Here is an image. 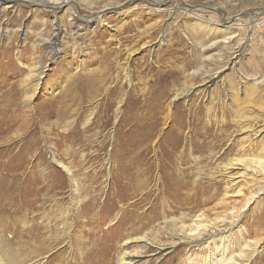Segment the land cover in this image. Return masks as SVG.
Segmentation results:
<instances>
[{
	"label": "rangeland",
	"instance_id": "rangeland-1",
	"mask_svg": "<svg viewBox=\"0 0 264 264\" xmlns=\"http://www.w3.org/2000/svg\"><path fill=\"white\" fill-rule=\"evenodd\" d=\"M162 1L157 7L148 0H0V115L6 117L0 126V220H8L6 241L21 248L20 264H49L61 251L63 256L52 264H97L98 258L114 264L122 253L135 256L132 264H204L222 244L203 248V243L227 229L226 256L232 264L259 262L253 257L260 253L252 256L249 245L257 241V250L264 249V231L259 230L264 226V176L253 174L250 164L264 160V17L254 15L252 19L261 20L253 28L240 25L251 21L246 14L264 11V0ZM56 4H66L57 16ZM98 12L101 17L91 27L83 22ZM58 26L63 44L47 61L46 44ZM39 63L41 74L27 78ZM156 70L163 77L169 70L177 74L163 78L165 90L171 88L168 108L150 143L163 156L162 177L153 171L148 190L147 182L136 187V174L126 169L135 153L130 146L135 119L130 95L133 84L138 93L155 87ZM83 85L98 91L85 100ZM114 88L113 116L104 127L98 108L106 91ZM178 93L182 95L173 100ZM193 102L203 108V116L193 139L188 126L183 128L185 160L191 161L189 179L182 181L167 167L180 162L171 156L172 126L191 121L184 111ZM7 155L13 163L5 165ZM35 167L51 176L37 179L45 196L33 203L29 216L26 190ZM141 198L146 201L140 203ZM66 211L78 213L50 233L54 217H67ZM28 216L50 224L42 230L45 250L23 245ZM197 217L201 220L195 222ZM198 223L207 231L194 237L183 234L178 242L179 232L188 233ZM54 235H61L56 245L48 240ZM76 237L84 240L82 248L75 245ZM0 257L8 263L7 254L0 252Z\"/></svg>",
	"mask_w": 264,
	"mask_h": 264
},
{
	"label": "bare ground",
	"instance_id": "bare-ground-1",
	"mask_svg": "<svg viewBox=\"0 0 264 264\" xmlns=\"http://www.w3.org/2000/svg\"><path fill=\"white\" fill-rule=\"evenodd\" d=\"M150 2H152V5L153 6H157V7H161V5H163L164 1L162 0H148ZM68 4V3H67ZM66 4H56L55 6V9H53V11L55 12L56 16H57V13L58 11L65 7ZM10 6H7V8H10ZM163 7V6H162ZM7 8H4L7 9ZM74 8V7H73ZM14 10V8H13ZM74 10V9H73ZM2 11V10H1ZM78 14V13H77ZM100 14L101 12H98L96 14H94V16L92 15L91 17H88L87 19H84L82 16L80 17V19H84L83 22L87 24V26L91 27L94 23H96L99 19H100ZM257 14V15H256ZM254 15L258 16V17H264V11H255L254 14L252 15H249L246 14V17L247 18H250V22L249 23H245V26H242L240 25L241 27H249L250 28H253L254 26H257V22L258 20L260 21L261 18L255 20L256 18L252 19L254 17ZM75 16V15H74ZM103 18V17H102ZM59 19V18H58ZM79 19V20H80ZM233 20V19H232ZM57 22V19L55 20ZM75 21V20H74ZM228 19H222V22L223 24H228L227 23ZM82 22V23H83ZM229 22V21H228ZM60 23V22H59ZM74 24V23H73ZM98 24V23H97ZM259 24V23H258ZM264 25V22L262 23ZM60 25V24H59ZM71 25V24H70ZM63 26V24H62ZM81 26V25H80ZM168 26V25H167ZM59 27V26H58ZM61 27V26H60ZM57 28L56 29V34H54V37H52V42H49L48 44H46V52H45V58H47V61L52 59L53 57H55V55L57 54V52L59 50H57L58 47H60L63 43H62V38H61V28ZM85 28V27H84ZM83 28V29H84ZM79 29V28H78ZM82 30V29H81ZM166 30V29H165ZM84 31V30H83ZM87 31V30H86ZM85 31V32H86ZM91 31V30H90ZM160 31V30H159ZM168 32V31H167ZM154 33V32H153ZM163 33V32H162ZM162 33H159L162 34ZM170 34V33H169ZM66 35V34H65ZM82 38V37H81ZM36 41V40H34ZM163 41V37H160L159 38V42H162ZM32 42V41H31ZM70 42V40H69ZM76 43V42H75ZM45 44V43H44ZM73 44V43H72ZM35 45V44H34ZM32 45V46H34ZM43 45V44H42ZM66 45V43H65ZM69 45V44H68ZM83 45V44H82ZM7 46V45H6ZM79 46V45H78ZM29 47H31L29 45ZM80 47V46H79ZM39 48V47H38ZM74 48V47H73ZM77 48V47H76ZM69 49V48H67ZM87 49V48H85ZM42 50V49H41ZM64 51V50H63ZM39 52V51H38ZM33 53V52H32ZM40 53V52H39ZM38 53V54H39ZM130 53V51L128 52ZM33 55V54H32ZM31 56V55H30ZM40 56V55H39ZM32 57V56H31ZM46 60V59H45ZM42 62V61H41ZM144 65V64H143ZM149 65V64H148ZM168 65V64H167ZM173 66V65H172ZM35 67V66H34ZM174 67V66H173ZM28 68V67H27ZM40 63L39 65L37 64V66L35 68H33V71H30L27 75V78L29 77H38L40 74H41V71H40ZM141 68V67H140ZM160 68V67H159ZM147 67L144 68V70H146ZM182 70V68H179ZM131 70V69H130ZM155 71V70H154ZM153 71V72H154ZM157 71V70H156ZM176 71V70H175ZM172 71V70H169L168 73L169 74H164V77L167 79L169 77H172L173 75H176L177 71ZM199 71V70H198ZM110 73V72H109ZM121 73V72H120ZM132 73V72H131ZM162 72L161 71H157L155 73V79L152 80V84L155 86L152 88H155L156 89V92L155 90L152 92H150V89H145V91H142L141 93H138L139 91H137V87L138 85L136 84H133V87L132 89L134 91H132V94L130 95V101L133 100L135 104H133V107H131V112H134L133 114H135V119H134V122L133 124L130 125V127H133L134 130L131 131V135H132V138L130 136V138L132 139V143H130V146L132 144V147H134V157L127 163L126 160L125 163H127L126 165V169L129 170V171H133L135 174H136V179L135 177H133L135 179V186L138 187L139 189H142L144 187V185L146 184L147 182V188L151 185V182L154 180V179H151L152 176H151V173L153 171H158V173L160 174L161 170L163 169L162 165L163 163L161 162L160 159H163V156L160 155V151H156V152H153L155 150H153L151 148V142L153 141V139L156 137V128L159 127L160 124H162L160 121L162 120L163 117H161V115L163 114V112L165 111L166 108H168V99H169V93L168 91L169 90H165V85H164V81H163V76H161ZM195 74V73H194ZM193 74V75H194ZM131 75V74H130ZM133 75V74H132ZM117 76V75H116ZM127 76V75H126ZM149 76V75H148ZM147 76V78H148ZM151 76V75H150ZM149 76V77H150ZM109 77V75H108ZM133 77V76H132ZM139 77V76H138ZM142 77V76H141ZM182 77V76H181ZM209 77V76H208ZM99 78V77H98ZM111 78V77H110ZM120 78V77H118ZM122 78V77H121ZM153 78V76H152ZM151 78V79H152ZM178 78V77H177ZM176 78V79H177ZM30 79V78H29ZM89 79V77H88ZM129 79V80H128ZM145 79V78H144ZM181 79V78H180ZM192 79V78H191ZM85 80V79H84ZM127 80L130 82V77L128 76L127 77ZM171 80V79H170ZM200 80V79H199ZM94 79H89V82H93ZM99 81V80H98ZM183 81V80H182ZM181 81V82H182ZM23 82H24V79H23ZM104 82V81H103ZM111 82V81H110ZM132 82V81H131ZM27 83V82H25ZM36 83V82H35ZM82 83V82H81ZM99 83V82H98ZM146 83V82H145ZM185 83V82H184ZM101 84V83H100ZM104 84V83H103ZM187 84V83H186ZM89 85V84H88ZM99 85V84H98ZM102 85V84H101ZM170 85V84H169ZM181 85V84H180ZM24 86V85H23ZM84 86V85H83ZM91 86V85H90ZM141 86H143L144 88H146V84H142ZM62 87V86H61ZM93 87V86H92ZM101 87V86H99ZM177 87V86H176ZM96 88V87H95ZM141 88V87H140ZM143 88V89H144ZM179 88V87H178ZM117 88H114V89H108L106 92H108V94L103 98V101H104V104L100 105L98 109H101V118L104 119V122H102L101 126H107L110 121H111V118L113 116V114L110 115V109H111V106H112V97L114 98L115 94H117L116 92H118V89L116 90ZM142 89V90H143ZM6 90V89H5ZM20 90V89H19ZM23 90V89H22ZM28 90V89H27ZM83 91L84 93L81 94L82 97H84L85 100L89 99V97L91 96V93L94 91H98V88L97 89H93L89 86H84L83 87ZM146 91H149L148 93H146ZM6 92V91H5ZM155 92V94H154ZM5 94V93H4ZM16 95V94H15ZM22 95V94H21ZM182 93H178V95L176 97H174L173 100H175L178 96H181ZM20 96V95H19ZM23 96V95H22ZM18 97V96H17ZM26 97V96H25ZM187 97V96H186ZM21 99V98H20ZM82 98H79V100H81ZM28 100L29 97H28ZM99 100V99H98ZM172 100V101H173ZM21 101V100H20ZM120 101V100H119ZM79 103V102H78ZM77 103V104H78ZM140 103V104H138ZM167 103V105H166ZM171 103V102H170ZM129 104V103H128ZM1 105V104H0ZM10 105V104H9ZM21 105V104H20ZM7 106V105H6ZM129 106V105H128ZM5 109L3 111L6 110V107H4ZM104 108V110H103ZM20 110V109H19ZM36 110V109H35ZM177 110V108H176ZM33 111V110H32ZM168 111V110H167ZM185 112V117L186 119L190 118L191 121L187 122L185 121L184 124H181L180 127H177L175 125H173V129H174V134H172L173 136L171 137L172 138V142H171V148H172V154L171 156L174 157L176 160H179L180 162H175L172 163V164H168V169H170V173H172L173 175H175L176 177H180V179L182 181L184 180H188L189 179V176L187 175V172L188 170H190V167L188 166L189 165V162L191 161L190 158L186 159L185 160V156H186V145L184 144L183 145V141L181 139V136L183 134V128H186V126H188V130H189V133L191 134L190 137H192L193 139V136H194V132H195V127H197L198 125H200L202 123V116H203V108L200 107L199 105H196L193 103H191L189 105L188 108H186V110L184 111ZM210 112V111H208ZM6 113V111H5ZM49 113V112H48ZM99 113V112H98ZM53 114V113H52ZM167 114V113H166ZM34 116V115H33ZM66 116V115H65ZM125 116H128V115H125ZM165 116V115H164ZM6 117L5 116H1L0 115V126H4L3 124V120L5 119ZM35 118V117H34ZM132 118V117H131ZM166 118H168V115L166 116ZM100 119V117H99ZM7 120V119H6ZM129 120V119H128ZM131 120V119H130ZM164 120V119H163ZM36 122V121H35ZM127 124H125L126 126H128L130 124V122H127ZM161 126V125H160ZM12 127V126H11ZM7 129L10 130V125H7ZM6 127H5V130H7ZM182 129V131H181ZM1 132L3 133L4 130H1ZM0 133V135L2 134ZM127 133V132H126ZM200 133V132H199ZM187 134V133H186ZM203 134V133H202ZM197 137H198V134H196ZM4 136V135H3ZM128 137V136H126ZM123 138V137H122ZM130 138H127L128 140ZM183 138V136H182ZM36 139V138H35ZM126 139V140H127ZM170 140V139H169ZM185 140V139H184ZM3 141L4 143H6L5 141H8L7 139H4L3 137ZM125 141V140H124ZM164 141V140H163ZM11 144V143H10ZM14 144V143H12ZM7 146V145H6ZM166 146V145H165ZM183 146V148H182ZM161 147V145L158 146L157 149H159ZM190 147V146H189ZM7 148V147H6ZM181 148V150L179 151V149ZM169 150V149H168ZM192 152L194 151V149L192 148L191 149ZM3 151V150H2ZM6 151V150H5ZM20 153V151H19ZM18 153V154H19ZM150 153H152L153 155H150ZM4 154V153H3ZM23 154V153H22ZM130 154V153H129ZM189 154V153H188ZM12 155V154H11ZM21 155V154H20ZM25 155V154H24ZM23 155V156H24ZM123 155V154H122ZM191 155V154H190ZM22 156V157H23ZM127 156V155H126ZM6 157V160L7 161L5 163V165H8V163L12 162L13 160V157H12V160L9 158V156H5ZM21 157V156H20ZM18 158V157H17ZM21 159V158H20ZM23 159V158H22ZM21 159V160H22ZM25 159V158H24ZM126 159V158H125ZM130 159V158H129ZM17 161V159H15ZM175 160V161H176ZM25 161V160H24ZM23 161V162H24ZM171 162V161H170ZM13 163V162H12ZM162 163V165H161ZM166 163V162H165ZM12 165V164H11ZM19 165V163H18ZM37 165V164H36ZM250 170L253 174H257V173H260L261 175L264 176V160L263 159H257V160H254L251 162L250 164ZM41 167V166H40ZM165 167V166H164ZM15 169V168H14ZM24 169V167H23ZM20 170V169H19ZM160 170V172H159ZM174 170V171H173ZM9 171V170H8ZM15 171V170H14ZM12 172V171H11ZM32 173V172H31ZM26 174V173H24ZM33 174H34V181L32 183V185L30 184L29 187H28V190H26V194L28 196V200H27V205L28 207L25 208L26 210V213L27 215L29 216H32L31 215V211L33 209V203L38 199V198H41V199H44V194H41V187L40 185H38V183H36L37 179L38 180H43V179H50V176H51V173L48 175V173H46L45 169H39L37 167H35V171H33ZM69 174V173H68ZM170 175V177H172L173 175ZM11 175V174H10ZM125 175V174H124ZM158 175V174H157ZM70 178L71 176L68 175ZM254 176V175H253ZM129 177V176H127ZM156 177V176H155ZM159 177H162L161 174ZM168 177V176H167ZM30 178V177H29ZM162 179V178H161ZM25 180V179H24ZM157 180V179H156ZM4 181V180H3ZM16 181V180H15ZM133 181V180H132ZM39 182V181H38ZM5 183V182H4ZM18 183V182H17ZM154 183V182H153ZM6 184V183H5ZM8 184V183H7ZM21 184V183H20ZM26 184V183H25ZM41 184V183H40ZM162 184L164 185V182L162 181ZM172 184V183H171ZM189 181H187V184L185 182V187H188L189 185ZM131 186V185H130ZM33 187V188H32ZM9 188V187H8ZM11 188V187H10ZM9 188V189H10ZM21 188V187H20ZM27 188V187H26ZM25 188V189H26ZM43 188V187H42ZM45 188V187H44ZM137 188V189H138ZM151 188V187H150ZM148 188V190L150 189ZM191 188V187H190ZM193 189V188H192ZM164 191V190H163ZM12 193V192H11ZM10 193V194H11ZM147 193V192H146ZM150 193V192H149ZM14 195V194H13ZM12 197V196H11ZM16 197V196H15ZM162 198V197H161ZM160 198V199H161ZM16 200V198H15ZM83 201V200H82ZM146 201V198H141L140 200V203H143ZM159 203V202H158ZM37 204V203H36ZM78 204V203H77ZM26 205V204H25ZM55 205V204H54ZM92 205V204H91ZM156 206V205H155ZM159 208V207H158ZM153 209V208H152ZM10 210V209H9ZM80 210V209H79ZM163 210V209H162ZM158 211V210H157ZM160 211V209H159ZM164 215L165 214H168V211L167 210H164ZM92 212V211H91ZM65 213H69L67 215V217H62L60 215L57 216L58 219H56V217H54V224L52 226V230L50 231L54 233H57V231H60V227L59 225H61V222L64 221V224H63V228L65 226H67V223H66V219L69 217V215L73 216V215H76L78 212H72L70 213V211H66ZM94 213V212H93ZM159 213V212H158ZM160 214V213H159ZM92 215V214H91ZM29 216L27 218V220L29 219ZM71 216V217H72ZM81 216V215H80ZM95 217H97V214L95 213L94 215ZM135 216V215H134ZM139 217V216H138ZM163 217V216H162ZM11 218V217H10ZM160 218V217H159ZM203 218V217H202ZM12 219V218H11ZM50 219V218H49ZM53 219V218H52ZM84 219V218H83ZM95 219V218H94ZM140 220H147V216H141L139 217ZM197 221L195 222H198L200 221V217H197ZM8 220H6L5 218L1 219L0 220V252H2L4 255L7 254L8 257H9V260H8V263L7 264H20V259L17 257V251L18 250H21V248H19L18 246L16 247H12V244L14 243L12 240H9L8 242L6 241V239L4 238L3 234L5 231V227L7 228V222ZM11 221V220H10ZM203 221V220H202ZM38 222V221H37ZM46 222V221H45ZM10 223V222H9ZM6 224V225H5ZM11 224V223H10ZM148 224V223H147ZM201 224V225H200ZM26 231H25V234L27 236V243H23V245L27 246L30 244L32 246V250L34 251H38V250H45V246H46V239L45 237H43V229H44V221H42L41 223H36L32 217H30V219L26 222ZM50 224L49 223H46L45 226H49ZM13 226V225H12ZM18 226V224H17ZM79 226V225H78ZM145 226L144 223H142V225L140 227H143ZM147 226V225H146ZM195 229H190L188 231V233H186V231H181L179 232L176 236H178L177 240L178 242L182 240L179 239V236L182 237V235L184 234L185 236L187 237H194L196 236H200L201 234H199L201 231L203 232H206L207 231V227L203 226L202 223H198V225H195ZM98 227V224L96 225V228ZM197 227V228H196ZM262 227V226H261ZM4 228V229H3ZM47 228H45L46 230ZM99 229V228H98ZM97 229V230H98ZM228 231L225 232V233H221L217 238H213L211 240H208V241H205L203 243V248H206L208 247V245L210 243H214V242H217V241H220V243L222 244L221 245V248H218L217 247V255L216 256H208V257H205L204 258V264H232L233 260H232V257H227L226 256V253L228 250V245L227 242H228V239L230 238V230L227 229ZM252 230V229H251ZM260 231H264V226L262 229H259ZM99 231V230H98ZM24 232V231H23ZM41 232V233H40ZM221 232V231H220ZM13 233V232H12ZM19 233V232H18ZM49 233V232H48ZM197 233V234H195ZM69 234V233H68ZM81 234V233H80ZM87 234V233H86ZM228 234V235H227ZM11 235V234H10ZM94 235V234H93ZM233 235V234H232ZM18 235H16L15 237H17ZM50 236V235H49ZM61 236V235H60ZM60 236L58 237L57 235H54L52 237H50L48 240H49V243H52V245H56L59 241H60ZM66 236V235H65ZM64 237V236H62ZM74 237V235H73ZM10 238V237H9ZM22 238V237H21ZM20 236H19V241H20ZM67 238V237H66ZM89 239V238H87ZM259 239V238H258ZM8 240V239H7ZM101 240V238H100ZM83 239H80L79 237H76V239L74 240V243L75 245L80 246L81 244H83ZM88 241V240H87ZM96 241V240H95ZM103 241V239H102ZM105 241V240H104ZM66 242V241H65ZM86 242V241H85ZM250 243V242H249ZM254 244L251 246L249 245V248H252V252H250V254L253 256V255H258L259 253V258H257V256L253 257L254 260L255 259H258L259 262H255L254 264H264V249L262 248L261 251H258L257 248L259 247V244L260 242H253ZM65 244V243H64ZM71 244V243H70ZM85 244V243H84ZM95 244V243H94ZM99 244V243H98ZM101 244V243H100ZM69 245V244H68ZM93 245V244H92ZM214 245V244H213ZM57 247V246H56ZM81 247V246H80ZM53 248V247H52ZM82 248V247H81ZM95 248V247H94ZM230 248V247H229ZM50 250V248H49ZM241 250V249H240ZM40 251V252H41ZM88 251V250H87ZM72 252V250H71ZM230 252V251H228ZM243 252V251H242ZM44 254V253H43ZM42 254V255H43ZM62 254V251L60 253L57 254V256H54V258L48 262L49 264H52L55 260H58ZM74 254V252H73ZM228 254V253H227ZM19 255V254H18ZM70 255V254H69ZM243 255V254H242ZM246 254H244L245 256ZM74 256V255H73ZM94 256V255H93ZM241 256V254H240ZM251 256V257H252ZM135 256H129L125 253H122V255H120L118 257V260H117V263H114V264H132V262L134 261ZM217 257L219 259H217ZM71 258V257H70ZM81 257H78V260L80 259ZM92 258V257H91ZM244 258V257H242ZM87 259V258H86ZM62 260V258L60 259ZM68 260V259H67ZM111 260V259H110ZM253 260V261H254ZM92 261V260H91ZM97 264H113V261L112 262H109L107 259H104V258H98L97 260ZM79 262V261H78ZM93 262V261H92ZM58 264L59 261L57 262ZM55 263V264H57ZM64 263V262H63ZM73 262H70L68 264H72ZM96 263V262H95ZM188 263V262H187ZM0 264H6L3 260L2 257H0ZM83 264V263H82ZM86 264V263H85Z\"/></svg>",
	"mask_w": 264,
	"mask_h": 264
}]
</instances>
